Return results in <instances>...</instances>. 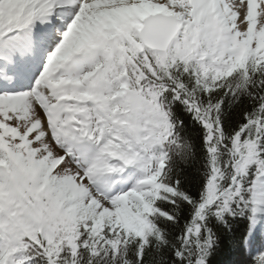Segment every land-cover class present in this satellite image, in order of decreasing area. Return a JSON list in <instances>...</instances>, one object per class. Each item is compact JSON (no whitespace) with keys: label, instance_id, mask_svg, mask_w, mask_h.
Wrapping results in <instances>:
<instances>
[{"label":"snow or ice","instance_id":"1","mask_svg":"<svg viewBox=\"0 0 264 264\" xmlns=\"http://www.w3.org/2000/svg\"><path fill=\"white\" fill-rule=\"evenodd\" d=\"M220 254L264 264V0H0V264Z\"/></svg>","mask_w":264,"mask_h":264},{"label":"trees","instance_id":"2","mask_svg":"<svg viewBox=\"0 0 264 264\" xmlns=\"http://www.w3.org/2000/svg\"><path fill=\"white\" fill-rule=\"evenodd\" d=\"M181 167L184 168L185 166L181 164ZM186 174L191 178L192 174L194 173V168H185ZM223 258V254L217 255L213 258L212 264H218V262Z\"/></svg>","mask_w":264,"mask_h":264}]
</instances>
